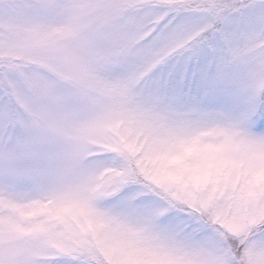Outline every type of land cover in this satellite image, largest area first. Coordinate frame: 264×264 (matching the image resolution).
<instances>
[{"label":"snow or ice","instance_id":"1","mask_svg":"<svg viewBox=\"0 0 264 264\" xmlns=\"http://www.w3.org/2000/svg\"><path fill=\"white\" fill-rule=\"evenodd\" d=\"M0 264H264V0H0Z\"/></svg>","mask_w":264,"mask_h":264}]
</instances>
